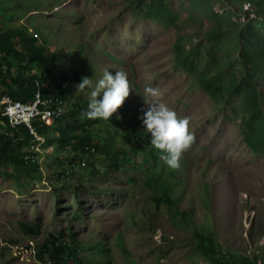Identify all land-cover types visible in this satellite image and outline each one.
<instances>
[{"label":"rangeland","instance_id":"1","mask_svg":"<svg viewBox=\"0 0 264 264\" xmlns=\"http://www.w3.org/2000/svg\"><path fill=\"white\" fill-rule=\"evenodd\" d=\"M155 1L0 0L1 27L26 28L58 57L40 84L47 93L65 88L56 127L73 120L76 106L86 109L89 89L75 87L82 77L123 70L130 89L115 120L147 141L140 95L153 86V99L186 117L194 137L176 168L156 150H129L131 142L127 160L110 168L96 150H74L78 139L65 148L50 142L55 129L37 151V168L19 163L32 147L13 148L0 165V264H43L35 245L70 235L80 246L77 264H264V58H244L249 47L240 37L253 32L251 43L264 44V0ZM76 118L90 145L103 146L114 128L115 140L122 137L114 121ZM251 130L256 152L246 141ZM72 157L85 166L59 178ZM150 177H167L176 206L154 201ZM23 224H38L39 234L24 235ZM195 232L213 239L217 260L202 252Z\"/></svg>","mask_w":264,"mask_h":264},{"label":"trees","instance_id":"2","mask_svg":"<svg viewBox=\"0 0 264 264\" xmlns=\"http://www.w3.org/2000/svg\"><path fill=\"white\" fill-rule=\"evenodd\" d=\"M147 1L151 2L153 6L157 4L155 0ZM252 35H255V33L252 32ZM240 37L244 45L249 47L243 54L244 58L256 59L257 61L263 60L264 44H261L260 40L257 38V44L255 45L260 47L255 48V45L251 43V37H246L243 33ZM41 44L42 43H39L35 36L28 33L27 29L22 26L9 29H5L0 26V85L4 86V92H6L7 95L21 101L31 100L34 94V80L36 77L41 75L43 80H46L52 76L53 71L56 68L58 57L55 53L49 52L43 44ZM8 80L15 86V89H12L7 85L6 82ZM64 89H59L57 91V95L61 99L65 100L66 91ZM47 94L48 93L44 88L43 95ZM80 113L81 109L78 108V106H76L72 112H69V117L73 120L65 122L63 125H60V127H56L59 124L58 123L55 126L58 137L57 139L52 138L50 142H57L60 147L65 148L67 145L71 144V140L78 139L77 143H75L72 147L74 150L80 149L83 155L88 156L92 154L91 152L93 150H96L101 156L109 159L110 163L108 166L114 169H116L121 162L127 160L126 155L128 152L124 149L126 143H132L129 150H132L133 152L136 151L135 146H138L139 148L145 146L150 151L154 148L150 144V137L147 141H141V139L136 137L132 129H129L127 122L126 124L123 123L124 118L115 120L113 115L110 117L109 122L107 120L101 121L104 123L114 121L116 125L118 124L117 128L119 126V128L123 131L121 132L122 137L115 140L117 130L114 128L111 132L107 133L103 146H99L98 144L90 145L91 136L86 131L87 126H85V124L82 125L78 118H76L80 115ZM86 123L90 124L89 121ZM34 125L38 133H46V128L36 124V122ZM245 126L249 129L252 128L249 122H245ZM78 130H82L84 134H75ZM253 131L251 130L246 135V141L249 147L256 152L258 149L256 141L259 139H256V134ZM5 132L6 133H0V165L5 161V159H9L11 157L10 154L13 148H29V145L32 141H34L24 126H19L15 129L6 127ZM115 143H121L123 146L117 148L114 146ZM134 144L136 145L134 146ZM150 146L153 148L150 149ZM19 163L22 165H28L29 167L34 164L35 168H37V163L32 162L30 159H19ZM61 176H63V172H60L58 177L60 178ZM167 180V177L162 179L160 177H150L146 184L148 183L147 186L154 192V201L161 202L165 200L168 204L176 206L169 197L171 194L168 193L169 189L167 186L169 183L166 182ZM21 228L26 236H35L40 232L38 224H23ZM196 237L200 242L199 246L202 249V252L205 253L211 260H217V255H215L212 249L213 239L205 233H198L196 234ZM73 242L72 235H70V239L68 238V241H64L60 237L51 236L39 245H35V257L38 261L43 262V264H71V260L73 262L78 260L77 253L80 249V246L78 248L75 245L73 246ZM227 262L230 264H237L236 262L229 260H227ZM77 263L78 262L75 261L74 264Z\"/></svg>","mask_w":264,"mask_h":264},{"label":"clouds","instance_id":"3","mask_svg":"<svg viewBox=\"0 0 264 264\" xmlns=\"http://www.w3.org/2000/svg\"><path fill=\"white\" fill-rule=\"evenodd\" d=\"M43 78L41 75L37 76L34 80V94L33 98L28 101H21L14 99L13 97L3 94L0 96V100L4 96L10 97L14 101L21 102L23 104L32 103L36 99L37 92L40 95V99L47 101V105L42 108L54 109L55 106H61V112L58 116L54 117L50 124L35 118L31 122V127L35 131V135L30 133V129L24 125L19 124L12 127L9 124L7 117L2 116V106L0 105V123L5 127L17 128L24 126L29 134L32 136V143L29 145L31 150H27L28 154L24 155V159H30L39 166L40 159L38 154L40 145L47 141L49 131H53L55 126L59 123L58 121L66 114V106L64 99H61L56 92H50L47 95H43L44 87H41ZM76 92L84 89H89L86 109L81 111V118L87 119H103L109 122L110 117L117 112V109L123 104L125 98L129 94V81L127 74L123 70L111 72L105 69L98 78L93 81V77H82L80 82L75 86ZM64 88V87H62ZM143 101V117L142 124L144 130L150 134V146L152 151L156 150L159 152L160 159L165 165L176 168L179 166V160L182 152L188 148L193 141V133L189 130L188 120L186 117H179L176 112L171 109L166 103L154 100L153 98L159 96V91L156 87L145 86L143 89V95H140ZM117 115V119H119ZM36 124L47 129L46 133H38L35 127ZM56 133V132H55ZM57 134V133H56ZM35 145V146H33ZM35 148V149H34ZM44 156V155H43ZM66 167L62 170L63 176L67 177L72 171L77 170L80 167L85 166V161L72 157L69 161L65 162ZM35 256V255H34Z\"/></svg>","mask_w":264,"mask_h":264},{"label":"built area","instance_id":"4","mask_svg":"<svg viewBox=\"0 0 264 264\" xmlns=\"http://www.w3.org/2000/svg\"><path fill=\"white\" fill-rule=\"evenodd\" d=\"M47 101L40 99L37 92L36 99L32 103L23 104L18 101L12 100L8 96H4L0 100L2 106V116L7 117L9 124L14 127L19 124H24L30 129V133L36 136L34 129L31 127V122L35 118L50 124L51 120L58 116L61 112V106L57 105L54 109L42 108L41 106L47 105Z\"/></svg>","mask_w":264,"mask_h":264}]
</instances>
